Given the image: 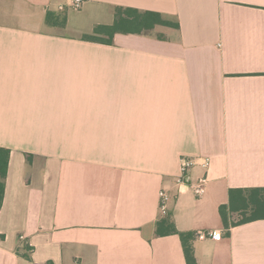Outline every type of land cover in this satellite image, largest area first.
<instances>
[{
    "label": "crops",
    "instance_id": "crops-1",
    "mask_svg": "<svg viewBox=\"0 0 264 264\" xmlns=\"http://www.w3.org/2000/svg\"><path fill=\"white\" fill-rule=\"evenodd\" d=\"M72 1L0 0V264H186L165 218L198 264H264V220L227 235L218 213L230 189L264 188V0ZM61 6L70 34L45 22ZM116 7L179 28L80 40ZM181 157L209 166L177 184Z\"/></svg>",
    "mask_w": 264,
    "mask_h": 264
},
{
    "label": "trees",
    "instance_id": "trees-1",
    "mask_svg": "<svg viewBox=\"0 0 264 264\" xmlns=\"http://www.w3.org/2000/svg\"><path fill=\"white\" fill-rule=\"evenodd\" d=\"M45 22L52 28L63 30L66 28L67 12L63 10L47 13ZM156 26L179 28L177 21H171L160 13L116 7L114 9V21L111 25H97L91 33L81 35L80 40L110 46L113 44V38L116 34L141 35L153 30ZM9 155L8 149L0 147V208L4 197ZM30 159V155H26V161L30 162ZM218 213L221 225L227 231V235L230 228L264 220V188L230 189L228 203L220 206ZM160 228L164 229L165 234L179 237L186 264H198L190 244L194 234L178 232L173 222L167 218L157 225L158 235L162 234Z\"/></svg>",
    "mask_w": 264,
    "mask_h": 264
},
{
    "label": "built area",
    "instance_id": "built-area-1",
    "mask_svg": "<svg viewBox=\"0 0 264 264\" xmlns=\"http://www.w3.org/2000/svg\"><path fill=\"white\" fill-rule=\"evenodd\" d=\"M80 0L72 1V8L77 10L80 7ZM63 6L59 7V10H63ZM196 166H200L203 169H207L209 166V159L205 157H181L180 159V173L179 177L176 179L177 184L184 183L191 169ZM207 183V178L201 177L195 183L190 185V189L196 197H201L205 192V187ZM169 195L165 189H162L159 192V203L158 211L159 215L166 216L168 210ZM221 236L220 231H211V232H197L195 237L199 240L209 238L211 240H219Z\"/></svg>",
    "mask_w": 264,
    "mask_h": 264
},
{
    "label": "rangeland",
    "instance_id": "rangeland-1",
    "mask_svg": "<svg viewBox=\"0 0 264 264\" xmlns=\"http://www.w3.org/2000/svg\"><path fill=\"white\" fill-rule=\"evenodd\" d=\"M59 11H60V10H59ZM53 30H54L55 33H59V32H61V33L70 34V32H68V31H63V30L58 29V28H54ZM71 34H72V33H71Z\"/></svg>",
    "mask_w": 264,
    "mask_h": 264
}]
</instances>
